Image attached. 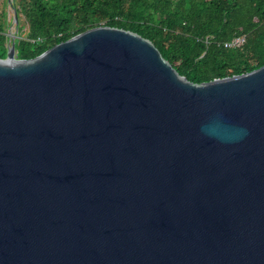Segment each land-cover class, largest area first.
I'll return each mask as SVG.
<instances>
[{
    "label": "water",
    "instance_id": "1",
    "mask_svg": "<svg viewBox=\"0 0 264 264\" xmlns=\"http://www.w3.org/2000/svg\"><path fill=\"white\" fill-rule=\"evenodd\" d=\"M0 264H264V65L193 83L128 30L11 38Z\"/></svg>",
    "mask_w": 264,
    "mask_h": 264
},
{
    "label": "trees",
    "instance_id": "2",
    "mask_svg": "<svg viewBox=\"0 0 264 264\" xmlns=\"http://www.w3.org/2000/svg\"><path fill=\"white\" fill-rule=\"evenodd\" d=\"M0 8V59L6 57L11 25L16 58L23 60L90 29L113 27L152 42L193 83L264 65V0H4ZM234 37L245 41L224 48Z\"/></svg>",
    "mask_w": 264,
    "mask_h": 264
},
{
    "label": "built area",
    "instance_id": "3",
    "mask_svg": "<svg viewBox=\"0 0 264 264\" xmlns=\"http://www.w3.org/2000/svg\"><path fill=\"white\" fill-rule=\"evenodd\" d=\"M10 33V32H9ZM8 36L11 38H15L16 35H11V34H8ZM245 41L244 37H234L231 41L229 42H225L223 44L224 48H233V47H238L240 46L241 44H243Z\"/></svg>",
    "mask_w": 264,
    "mask_h": 264
},
{
    "label": "rangeland",
    "instance_id": "4",
    "mask_svg": "<svg viewBox=\"0 0 264 264\" xmlns=\"http://www.w3.org/2000/svg\"><path fill=\"white\" fill-rule=\"evenodd\" d=\"M4 0H0V5H1V3L3 2ZM1 9V8H0ZM8 14H9V17L12 15V10L9 8L8 9ZM9 31H10V33L9 34H13V35H15V33H16V30H15V26L14 25H11L10 26V28H9Z\"/></svg>",
    "mask_w": 264,
    "mask_h": 264
}]
</instances>
